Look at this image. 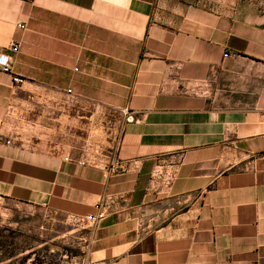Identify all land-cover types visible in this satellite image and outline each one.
Instances as JSON below:
<instances>
[{"label": "crops", "instance_id": "obj_1", "mask_svg": "<svg viewBox=\"0 0 264 264\" xmlns=\"http://www.w3.org/2000/svg\"><path fill=\"white\" fill-rule=\"evenodd\" d=\"M13 43L0 199H108L93 262L264 264V0H0Z\"/></svg>", "mask_w": 264, "mask_h": 264}, {"label": "rangeland", "instance_id": "obj_2", "mask_svg": "<svg viewBox=\"0 0 264 264\" xmlns=\"http://www.w3.org/2000/svg\"><path fill=\"white\" fill-rule=\"evenodd\" d=\"M82 231L73 219L0 199V264H75Z\"/></svg>", "mask_w": 264, "mask_h": 264}, {"label": "built area", "instance_id": "obj_3", "mask_svg": "<svg viewBox=\"0 0 264 264\" xmlns=\"http://www.w3.org/2000/svg\"><path fill=\"white\" fill-rule=\"evenodd\" d=\"M23 27V26H20ZM20 45L17 43H13L11 45V47H9L8 51L2 53L0 55V71L6 73V74H10L13 76V81L16 84H21L24 82V79L19 77V76H14L13 75V65H12V53H17L19 51ZM70 93H72V91H69ZM126 115L127 117V122L128 123H132L135 121V115L134 114H130L128 111H126ZM11 143V142H8ZM80 164H84L82 162H79ZM107 200L102 201L101 203H99V205L97 206L98 209V213L96 215H88L85 217H73L72 219L79 225L81 226V228L87 226L88 224L91 225V228L95 229L98 224L106 218L107 216ZM92 237V235L90 236V238ZM89 238V239H90ZM88 244H90L89 240L87 241ZM90 246V245H88ZM90 248V247H89ZM75 264H108L107 261H99V262H93L88 258L87 254H84V256L82 257H78L76 259Z\"/></svg>", "mask_w": 264, "mask_h": 264}]
</instances>
